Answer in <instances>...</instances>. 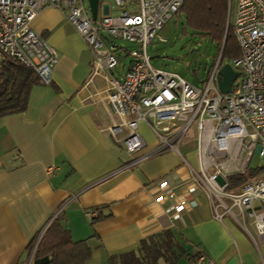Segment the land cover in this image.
Instances as JSON below:
<instances>
[{"label":"crops","instance_id":"crops-1","mask_svg":"<svg viewBox=\"0 0 264 264\" xmlns=\"http://www.w3.org/2000/svg\"><path fill=\"white\" fill-rule=\"evenodd\" d=\"M66 18L48 6L32 20L59 54L52 81L33 84L24 111L0 117V264H31L50 223L85 242V264H125L122 256L139 257L140 243L165 229L217 264H264L254 228L247 226L250 234L229 215L214 219L202 192L178 189L187 200L179 219L166 211L169 200H155L160 181L178 186L188 168L171 151L131 163L153 150L156 135L141 123L146 146L131 156L113 137L109 127L119 117L106 101V74L90 80L92 51ZM130 62L113 72L122 75ZM195 146L181 150L193 165ZM93 209L107 216L94 220Z\"/></svg>","mask_w":264,"mask_h":264},{"label":"built area","instance_id":"built-area-1","mask_svg":"<svg viewBox=\"0 0 264 264\" xmlns=\"http://www.w3.org/2000/svg\"><path fill=\"white\" fill-rule=\"evenodd\" d=\"M183 1L99 0L93 19L88 0H0V65L11 57L32 67L42 83H50L59 54L31 23L44 7L62 10L92 51L90 80L106 74V101L119 117L109 127L113 137L123 142L131 156L146 146L138 131L141 123L156 135L153 150L131 163L171 151L188 168L187 178L178 186L160 181L155 200H169L166 211L179 219L187 200L179 197L178 189L200 191L214 219L222 222L224 215L232 216L250 234L247 226L254 228L252 237L264 240V174L234 188L230 178L245 173L254 154L264 156V0L237 1L232 26L240 55L227 63L239 75L227 93L220 89L217 77L224 64L221 52L203 87L151 63L148 45ZM105 34L137 45L127 50L131 62L120 76L113 72L120 64L116 44H106ZM192 126L196 165L180 149ZM90 214L96 215L97 210ZM194 252L192 264H217L203 249Z\"/></svg>","mask_w":264,"mask_h":264},{"label":"trees","instance_id":"trees-1","mask_svg":"<svg viewBox=\"0 0 264 264\" xmlns=\"http://www.w3.org/2000/svg\"><path fill=\"white\" fill-rule=\"evenodd\" d=\"M182 3L174 15H184L190 27L209 35L218 43L221 61L232 63L240 55V49L232 22H227L230 1L184 0ZM34 71L32 67L29 68L19 60L11 57L4 59L0 65V117L22 112L27 108L33 84L42 83ZM262 174L264 166L258 168L249 166L245 173L230 177L231 188ZM105 216L107 215L98 212L94 220ZM51 225L50 223L41 235L31 264H85L90 256V248L85 242L73 241L69 230L63 231L57 225ZM33 245L34 242L31 247ZM140 245L139 257L134 253L122 256L125 264H177L181 258H186L188 264H192L196 256L193 247L188 248L180 242L172 229L152 234Z\"/></svg>","mask_w":264,"mask_h":264},{"label":"rangeland","instance_id":"rangeland-1","mask_svg":"<svg viewBox=\"0 0 264 264\" xmlns=\"http://www.w3.org/2000/svg\"><path fill=\"white\" fill-rule=\"evenodd\" d=\"M108 1L112 2L113 0ZM228 1H230V6L227 12V22L230 23L231 21L233 23L238 0ZM101 12L99 9V13ZM105 37L107 39L106 44H116L114 51L120 58L119 67L128 64L131 55L128 54L127 50L137 45L123 39L113 38L107 34H105ZM218 51V43L211 39L209 35L190 27L185 16L181 14H173L163 28L158 31L155 40L148 45V55L152 57L151 63L154 67L176 72L181 78L200 87H203L206 80H208L214 66L213 63L220 54ZM193 128L194 126L189 128L187 135L181 141L182 151H185L188 148L187 146L191 148L192 144L195 143ZM182 144L187 145H184L186 146L184 147ZM248 164L251 168L264 166V156L254 154ZM177 264H188V262L186 258H181Z\"/></svg>","mask_w":264,"mask_h":264},{"label":"water","instance_id":"water-1","mask_svg":"<svg viewBox=\"0 0 264 264\" xmlns=\"http://www.w3.org/2000/svg\"><path fill=\"white\" fill-rule=\"evenodd\" d=\"M88 2L92 12V18L94 19L97 16L99 0H88ZM237 75H239V72L231 64L224 63L219 69V75L217 76L220 89L225 93L229 92Z\"/></svg>","mask_w":264,"mask_h":264}]
</instances>
